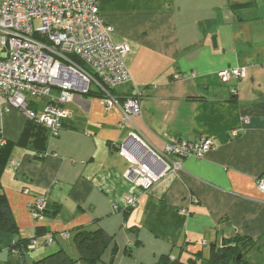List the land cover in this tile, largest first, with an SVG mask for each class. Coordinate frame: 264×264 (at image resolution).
Listing matches in <instances>:
<instances>
[{
    "label": "crops",
    "instance_id": "obj_1",
    "mask_svg": "<svg viewBox=\"0 0 264 264\" xmlns=\"http://www.w3.org/2000/svg\"><path fill=\"white\" fill-rule=\"evenodd\" d=\"M98 6L112 40L131 47L130 82L112 93L119 99L139 93L141 112L131 119L141 140L157 153L175 141L210 138L214 146L200 158L169 155L180 167L141 191L126 178L129 163L115 147L131 129L121 127L118 108L78 95L66 105L57 137L10 109L0 133L16 144L0 185L19 233L0 232V264H15L11 245L33 237L36 227L63 242L78 230L102 229L112 241L97 264H157L165 256L207 264L211 245L235 238L249 240L247 264H264V193L256 187L264 177V93L252 86L264 78V0H98ZM233 67H245L247 76L221 82L218 71ZM131 192L136 205L125 214ZM41 193L59 210L35 221L29 205ZM46 237H38L41 244ZM32 252L27 264L45 256L38 243Z\"/></svg>",
    "mask_w": 264,
    "mask_h": 264
},
{
    "label": "built area",
    "instance_id": "obj_2",
    "mask_svg": "<svg viewBox=\"0 0 264 264\" xmlns=\"http://www.w3.org/2000/svg\"><path fill=\"white\" fill-rule=\"evenodd\" d=\"M112 33L113 27L99 17L98 0H0V120L15 109L57 137L69 116L66 105L78 95L100 92L106 109L116 107L121 112V127H131L126 139L115 146L129 163L125 176L134 189L147 191L180 167L179 160L167 161L169 155L200 158L214 145L210 138L175 141L157 153L141 140L131 119L141 112L139 93L123 99L112 93L130 82L125 57L131 51L129 43L114 42ZM217 75L230 83L247 73L245 67H233ZM230 92L236 93L234 86ZM256 187L264 193V177L256 179ZM136 201L135 192L128 193L122 209L135 207ZM45 205V195L29 205L35 221L43 220ZM52 241L48 237L45 243ZM35 243L33 239L29 247Z\"/></svg>",
    "mask_w": 264,
    "mask_h": 264
},
{
    "label": "trees",
    "instance_id": "obj_3",
    "mask_svg": "<svg viewBox=\"0 0 264 264\" xmlns=\"http://www.w3.org/2000/svg\"><path fill=\"white\" fill-rule=\"evenodd\" d=\"M86 96H101L100 92L91 91ZM16 143L13 141H2L0 133V176L8 163L11 152ZM44 153L40 154L43 156ZM45 195L46 205L41 211L43 219L45 217H53L58 213V205H52L47 201V193H41L39 196ZM132 208L124 209V213L127 214ZM0 232L9 233L11 235H17L19 233L18 227L11 215L10 208L6 197L1 192L0 185ZM47 235L54 238L53 233L44 232V229L40 227L35 228L34 236L29 239L18 238L12 245L11 249L16 250L17 259L15 264H27L26 262V252L30 251L28 248L29 244L33 239H37L42 235ZM112 241L111 236L105 233L102 229L98 228L95 230H78L74 233L72 237V242L76 251L78 252V257L70 255L65 249L61 248L56 252L45 255L40 259L33 260L30 264H97L100 262L101 257L107 247ZM248 239H228L223 241V245L218 247L216 245H211L209 257L207 259V264H247L244 259L243 249L248 247ZM116 247L112 249V257L115 255ZM32 251V250H31ZM199 256V253L196 254ZM239 256V258H238ZM179 260L170 261L168 256L161 257L157 264H179ZM112 264V262L108 263ZM188 264H193L192 260Z\"/></svg>",
    "mask_w": 264,
    "mask_h": 264
},
{
    "label": "rangeland",
    "instance_id": "obj_4",
    "mask_svg": "<svg viewBox=\"0 0 264 264\" xmlns=\"http://www.w3.org/2000/svg\"><path fill=\"white\" fill-rule=\"evenodd\" d=\"M252 86L255 87V88H257V89H258V92H263V93H264V78H263L262 82L260 81V82H258L255 86H254V85H252ZM252 86H251V89H252ZM92 88H93V86H92ZM248 91H249L248 89H247V90L244 89V90H243V93H245V95H247ZM250 95H251V94H250ZM248 96H249V94H248ZM157 181H158V180H157ZM155 183H156V182H155ZM155 183H154V184H155ZM132 185H133V183H132ZM133 186H134V185H133ZM134 187H135V186H134ZM135 188H136V187H135ZM138 190L145 191V190H143V189H141V188H139ZM149 190H150V188H149L147 191H149ZM123 210H124V209H123ZM66 234H67V233H66ZM48 237H49V236L46 237L45 242L47 241ZM31 239H32V237H31ZM66 239H68V234H67ZM35 241H36V243H35L34 247H36V246H37V243H38L39 246H40L41 248H42V247L44 248L45 255L51 254V253L56 252L57 250L63 248V249H65L70 255L75 256V255H73V254H74V249H75V247H74V245H73L72 239L66 240V241H64V242H63V241H53V242H51V243H49V244H47V243L44 242V245L41 244L42 241H43V239H39V238H38V240L35 239ZM30 244H31V243H30ZM30 244H29V246H30ZM29 246H28V247H29ZM34 247H29V248H28L30 251L26 252V257H27V259H30V257L32 256L33 252H32L31 250L34 249ZM40 251H41V250H40ZM41 252H42V251H41ZM83 264H84V263H83Z\"/></svg>",
    "mask_w": 264,
    "mask_h": 264
},
{
    "label": "water",
    "instance_id": "obj_5",
    "mask_svg": "<svg viewBox=\"0 0 264 264\" xmlns=\"http://www.w3.org/2000/svg\"><path fill=\"white\" fill-rule=\"evenodd\" d=\"M238 258H239V256H238Z\"/></svg>",
    "mask_w": 264,
    "mask_h": 264
}]
</instances>
